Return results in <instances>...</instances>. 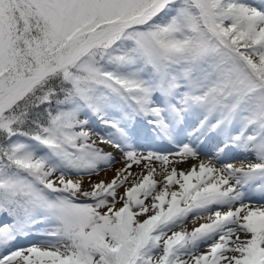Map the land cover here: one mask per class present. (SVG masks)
<instances>
[{"label": "snow or ice", "instance_id": "6c2138e0", "mask_svg": "<svg viewBox=\"0 0 264 264\" xmlns=\"http://www.w3.org/2000/svg\"><path fill=\"white\" fill-rule=\"evenodd\" d=\"M0 264H264V0H0Z\"/></svg>", "mask_w": 264, "mask_h": 264}, {"label": "rangeland", "instance_id": "374dc122", "mask_svg": "<svg viewBox=\"0 0 264 264\" xmlns=\"http://www.w3.org/2000/svg\"><path fill=\"white\" fill-rule=\"evenodd\" d=\"M186 167V166H185ZM133 171L135 172V171H137V169H133ZM192 227V225L191 224H189V228H191Z\"/></svg>", "mask_w": 264, "mask_h": 264}]
</instances>
